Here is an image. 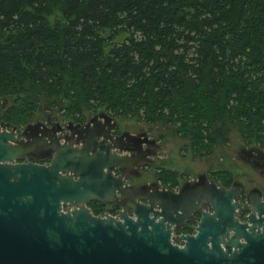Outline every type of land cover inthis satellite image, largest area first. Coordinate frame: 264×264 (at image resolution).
<instances>
[{"label": "trees", "instance_id": "16d2710c", "mask_svg": "<svg viewBox=\"0 0 264 264\" xmlns=\"http://www.w3.org/2000/svg\"><path fill=\"white\" fill-rule=\"evenodd\" d=\"M0 96V125L25 126L46 99L74 122L86 110L169 121L196 155L230 127L263 150L264 0H0ZM210 176L234 182L229 170ZM159 179L180 187L175 170Z\"/></svg>", "mask_w": 264, "mask_h": 264}, {"label": "water", "instance_id": "95a60500", "mask_svg": "<svg viewBox=\"0 0 264 264\" xmlns=\"http://www.w3.org/2000/svg\"><path fill=\"white\" fill-rule=\"evenodd\" d=\"M7 105L0 96V110ZM71 123L64 143L57 130L25 140L17 127L0 125V264H264L260 189L241 200V183L226 187L201 174L178 191L153 182L141 201L127 184L126 170L153 161L144 146L155 140L145 132L115 135L118 121L106 112ZM49 141V164L19 162ZM93 200L121 209L117 216L96 215L88 206ZM197 213L195 233H181L182 245L175 243V229Z\"/></svg>", "mask_w": 264, "mask_h": 264}, {"label": "rangeland", "instance_id": "374dc122", "mask_svg": "<svg viewBox=\"0 0 264 264\" xmlns=\"http://www.w3.org/2000/svg\"><path fill=\"white\" fill-rule=\"evenodd\" d=\"M125 36L126 34L122 33L118 36L117 40L122 41L125 39ZM102 111L89 112L86 110V120ZM49 116L63 125L68 124L69 121L72 122L62 115L56 104L43 99L39 103L32 119L25 126L21 128L17 127V132H22L29 124L46 123ZM117 121L119 131H127L133 134L145 132L150 139L155 140L151 154L153 161L143 166L139 177L130 176L128 178L129 183L134 182L132 184L138 185L141 183L150 184L158 182L161 186L169 188L163 185L159 179V172L163 168L177 171L180 180L179 186L186 181H196L201 174H207L210 178V174L214 171L229 170L234 182L241 183L245 192L258 188L264 194V174L261 168L256 166L251 160H248L243 154L245 150H255L256 147L253 144L245 143L240 131L236 127H230L228 141L220 139L210 154L196 155L192 151L190 138L179 135L176 126L169 121H147L134 116H120L117 118ZM11 128L13 127L10 126L8 129ZM107 209L109 207H106Z\"/></svg>", "mask_w": 264, "mask_h": 264}, {"label": "flooded vegetation", "instance_id": "af4514ba", "mask_svg": "<svg viewBox=\"0 0 264 264\" xmlns=\"http://www.w3.org/2000/svg\"><path fill=\"white\" fill-rule=\"evenodd\" d=\"M100 113H102V112H99L98 113L99 116H100ZM95 115H97V114H95ZM91 118L92 117L88 118V120H85L84 122H74V121H72V122L74 124H76V123L85 124V123L89 122ZM56 123H58V122L55 121V120H53L52 117L49 116L47 118V120H46V123H44V122H38L37 123L38 124L37 125L38 127H35L34 129L28 130V134L27 135L23 133L24 130H22V132L19 131L18 137L21 138V139L27 140L28 139V135L31 138H35V134H38V133L41 134L42 132H44L45 134H48V135L53 136L54 135L53 133L55 132L54 130H57V136L60 138L58 142L59 143H64L66 137L69 136V135H71V131L73 129V125H72V123L70 121L66 125H63V124L60 123L61 126L60 125L58 126V124H56ZM123 132H125V131H119L118 130V125H117V127H116V129L114 130L113 133L115 135H119V134H122ZM47 139H49V138H47ZM50 143H51V141H49L48 144H44V143H41L40 142L37 145V148L34 151H31L25 157H23L22 159H20L19 162H27L29 160H32L33 162L39 163V164H49L50 161H51V159H52V156H53V151H52V148L50 146L52 144H50ZM153 145L154 144H145L144 147L146 149L152 151L153 148H154ZM77 146H81V144L78 143ZM115 152H117L118 154H122V153L123 154H126V155L131 154V153L123 152V151H120V150H116ZM243 154L245 155L246 158H248L249 160H251L252 162H254V164L256 166L257 165H258V167L259 166H264V149L262 150L260 148H255V150L254 149L245 150L243 152ZM255 156H257V157H255ZM142 169H143V167H141L139 170L138 169L137 170L136 169H134V170H132V169L131 170H126V174H127L126 179H127V184H130L131 186H133V193L136 196V198L139 199V200H141V201H146L145 193L149 190V187L148 186L151 185L152 183H150V184L141 183V184H138V185H134V184H132L134 182H131V183L128 182V178L130 176H132V177H134V176L137 177L138 176L139 177L140 174H141V172H142ZM120 173H121L120 171H117V174H120ZM181 186L180 187H176L174 189L176 191H178L181 188ZM253 189H251L248 192H244V194L242 195L241 200H244L245 197H246V195H248L250 192H252ZM125 197H126L125 195H121L120 196V199L122 200ZM263 199H264V194H263ZM96 202L97 203H100L98 201L93 200V201H90L89 204H93V203H96ZM115 204H117V203H115ZM117 205H120V204H117ZM245 210H247V213H246V215H247L249 213V209H247V208H245L243 210L242 214L244 213ZM242 214H241L240 218H241L242 221H244V220H246V215H245L244 218H242ZM195 217H196V220H195V223L193 225V230L194 231L191 234L195 233V226L197 224L196 221L199 219V213L195 214L191 219H193ZM190 220L187 221L186 224L183 227H185L186 225H189L190 224ZM183 227H177V228H183Z\"/></svg>", "mask_w": 264, "mask_h": 264}, {"label": "built area", "instance_id": "2783aa9c", "mask_svg": "<svg viewBox=\"0 0 264 264\" xmlns=\"http://www.w3.org/2000/svg\"><path fill=\"white\" fill-rule=\"evenodd\" d=\"M114 216H117L118 215V213H116V214H113ZM174 242L176 243V241H175V239H174ZM177 243H179L180 245H182V243L181 242H177Z\"/></svg>", "mask_w": 264, "mask_h": 264}]
</instances>
